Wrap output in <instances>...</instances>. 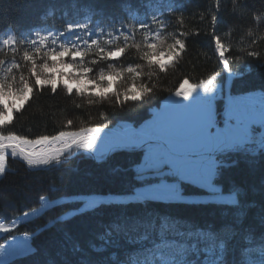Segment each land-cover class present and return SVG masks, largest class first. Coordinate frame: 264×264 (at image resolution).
<instances>
[{"label":"snow or ice","instance_id":"1","mask_svg":"<svg viewBox=\"0 0 264 264\" xmlns=\"http://www.w3.org/2000/svg\"><path fill=\"white\" fill-rule=\"evenodd\" d=\"M231 7L234 17L239 15V9H244L249 10L254 21L264 20V6L257 9L232 0ZM143 8L142 12L132 0H124L120 16L104 18L85 6V15L80 20L67 21L59 28L40 25L21 30L9 26L3 31L0 177L8 172L10 157L21 159L31 170H43L63 165L79 153L97 163H106L117 152L135 153L138 159L133 173L137 187L112 198L95 195L77 198L71 212L48 219L41 225L43 231L101 208L117 207L126 210L118 221L130 223L135 235L113 221L98 236L103 244L93 243L90 247L95 252H104L109 245L124 241L132 250L124 259L112 253L103 264H264V234L257 237L245 230L239 249L231 247L240 235L238 225L243 223L246 210L241 205L240 189L233 188L225 194L223 186L217 183L221 170L235 163L225 159L229 155L264 154V95L234 96L228 91L223 112L218 110L217 100L225 95V83L242 77L241 69L234 70L226 55L232 51V45L216 34L221 0H215L210 13L214 26L210 35L221 71L197 83H190L185 76L174 92L169 90L167 103L140 127L110 126L108 112L99 111L101 123L85 124L79 117H66L55 134L29 138L14 130L16 115L23 113L37 93L43 95L46 90L53 96L59 91L68 97L75 95L82 102L74 106L81 110L106 102L123 110L129 103L150 99L157 91L153 78L166 76L170 69L176 68L186 51V38L193 33L166 31L167 19L178 12L177 21L183 26L182 0H143ZM55 14V7L50 6L48 17L55 18ZM200 19H204L203 14ZM245 35L251 38L252 45L258 43L252 29H246ZM259 39H264V35ZM236 50L261 60L257 50ZM129 56L133 59L121 62ZM243 58L241 55L237 60ZM88 119L94 117L89 114ZM185 185L206 191L207 200L203 203L237 209L236 224H225L219 229L211 225L201 227L156 210L155 206L163 204L201 203L185 196L182 191ZM49 191L51 195L39 196V207L28 206L14 218L0 219V234H10L19 223L44 218L70 202L67 197L55 195L59 191L55 186ZM132 207L137 211L130 215L127 209ZM35 235L26 232L22 239L12 236L0 244V264H12L15 257L34 253L31 241ZM70 251L75 255L83 252V248L74 243ZM64 264L72 261L66 259ZM77 264L97 262L81 259Z\"/></svg>","mask_w":264,"mask_h":264},{"label":"trees","instance_id":"2","mask_svg":"<svg viewBox=\"0 0 264 264\" xmlns=\"http://www.w3.org/2000/svg\"><path fill=\"white\" fill-rule=\"evenodd\" d=\"M123 3L124 0H0V35L9 26L21 30L40 25H54L59 28L67 21L80 20L85 15V6L96 10L98 16L115 18L121 15ZM132 3L140 7L142 12L145 11L143 0H132ZM182 3L183 26L177 21L180 15L178 12L167 19L166 31H186L193 34L186 38V51L176 68L170 69L166 76L153 78L152 82L156 83L157 91L150 99L129 103L123 110L118 107L113 108L107 102L103 106L93 108L86 106L81 110L74 106L75 103L82 102L75 95L68 97L59 91L58 95L53 96L46 90L43 95L37 93L25 106L23 113L16 115L14 130L18 134L29 135V138L39 134H55L66 117H79L85 124L101 123L98 118L99 111L108 112L110 126L140 127L147 120H151L153 114L167 103L169 90L174 92L185 76L189 78L190 83H197L221 71L210 35L214 27L210 13L215 0H182ZM239 3H247L257 9L264 6V0H239ZM50 6L56 9L55 18L48 17ZM231 6L232 0H221L219 14L221 18L215 28L216 34L221 36L222 41L232 45V51L226 55L234 70L241 69L242 77L233 78L225 83V95L231 91L234 96L254 95L259 98L264 95V39H259V36L264 35V20L254 21L249 10L244 9H239V15L234 17L231 14ZM201 14L204 15L203 20L200 19ZM42 17L48 18L42 19ZM246 29H252L256 33L257 44L250 43L251 38L245 35ZM197 32L199 35H195ZM238 48L259 51L261 60L247 57L246 53L238 52L236 50ZM241 55L244 58L238 61L237 57ZM131 59H133L131 56L122 58L121 62L127 63ZM225 103L224 96L217 100L218 110L221 113ZM89 114L94 117L91 121L88 119ZM78 125L79 121H77ZM137 159L135 153L117 152L106 163H97L86 154L79 153L76 156L74 154L63 165L31 170L21 159L10 157L8 172L0 177V219L14 218L28 206L39 207V196L51 195L49 189L53 186L59 189L56 196L67 197L70 201L62 209L49 213L44 218H36L30 223H19V227L14 232L0 235V244H3L12 236L22 239L26 232L29 236L36 234L31 241L34 253L15 257L12 264H64L66 259L71 260L72 264H77L81 259L103 264L112 253L124 259L126 253L132 250L124 241H120L118 245H109L104 252L93 251L90 244L102 245L103 241L98 239V236L113 221L120 222L130 234L135 235L131 232L130 223L118 221L125 209L101 208L93 213L70 219L58 227L49 226L48 231H43L41 225L55 215L71 212L77 198L90 195L117 197L129 193L137 187L133 173ZM225 159L235 163L221 170L217 183L223 186L225 194L233 188L240 189L241 205L246 210L243 223L238 225L240 235L231 244L232 248L239 249L245 230L254 232L257 237L264 234V154L255 157L231 154ZM182 191L190 201L201 203L163 204L155 206L156 210L189 220L201 227L211 225L219 229L225 224H236L237 209L203 203L207 200L208 194L195 186L185 185ZM127 211L131 215L137 209L132 207ZM74 243H79L83 252L73 255L70 249Z\"/></svg>","mask_w":264,"mask_h":264},{"label":"rangeland","instance_id":"3","mask_svg":"<svg viewBox=\"0 0 264 264\" xmlns=\"http://www.w3.org/2000/svg\"><path fill=\"white\" fill-rule=\"evenodd\" d=\"M224 99H225V102L227 100V95H224ZM105 197H108V198H112L111 196H105ZM1 235V234H0Z\"/></svg>","mask_w":264,"mask_h":264},{"label":"water","instance_id":"4","mask_svg":"<svg viewBox=\"0 0 264 264\" xmlns=\"http://www.w3.org/2000/svg\"><path fill=\"white\" fill-rule=\"evenodd\" d=\"M78 155V154H75V156ZM19 159V158H18Z\"/></svg>","mask_w":264,"mask_h":264}]
</instances>
